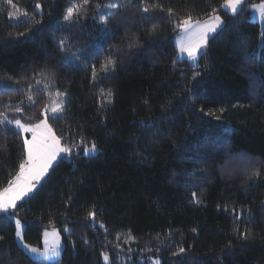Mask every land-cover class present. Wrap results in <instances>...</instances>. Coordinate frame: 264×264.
<instances>
[{
  "label": "trees",
  "instance_id": "1",
  "mask_svg": "<svg viewBox=\"0 0 264 264\" xmlns=\"http://www.w3.org/2000/svg\"><path fill=\"white\" fill-rule=\"evenodd\" d=\"M261 1L230 15L224 0H90L69 22L82 0H0V112L36 123L68 94L50 124L73 149L14 216L0 214V264H45L18 245L17 219L36 247L47 229L70 228L52 264H264V30L249 10ZM215 14L225 26L200 65L179 61L176 25ZM24 140L0 125V190Z\"/></svg>",
  "mask_w": 264,
  "mask_h": 264
},
{
  "label": "snow or ice",
  "instance_id": "2",
  "mask_svg": "<svg viewBox=\"0 0 264 264\" xmlns=\"http://www.w3.org/2000/svg\"><path fill=\"white\" fill-rule=\"evenodd\" d=\"M7 4L16 7L13 4V0H6ZM90 0H82V3H73L66 9L64 20L73 21L74 17L78 18L80 10L87 5ZM124 5L119 2H111L107 4L109 9H119ZM226 9L230 10L232 15H236L242 6L246 7V0H224V5ZM36 9H40L41 5L37 3L35 5ZM97 8L100 7L99 4L96 5ZM254 11L258 12L259 16L264 19V2L252 5ZM149 9L144 8L147 12ZM171 11V10H169ZM24 17H28L27 11L23 13ZM112 13L109 12L108 15H101L99 17L100 21L104 24L108 23V17ZM12 16V13H9ZM35 23H40L39 20H35ZM222 20L219 16H212L207 22L201 23L199 20L194 21L189 15L184 18L181 23L177 24V28L181 29V35L178 39L179 52L181 58L186 54L188 60H190L193 65L197 62L199 57L205 54L202 50L207 49L208 41L211 34H214L217 28L222 24ZM155 27V26H154ZM23 35V33H21ZM65 40L60 41L62 48L65 47ZM77 60L80 57L76 53H72ZM109 65L113 68L115 67V62L112 59L106 60L103 65V70L108 71ZM199 76V72L193 73V77ZM40 81H37L39 84ZM57 95H60L57 92ZM111 93L108 94V99L110 100ZM28 100L33 101L32 95H28ZM16 112H21L20 107H16ZM64 106L63 103L55 104L51 107L50 112L53 118H61L63 115ZM203 111V109H201ZM48 116L36 123H23L21 119L14 118L10 119L8 115L4 112H0V125H12L18 131L23 133H31V139L25 138L24 146L26 149V156L19 164V170L16 172L14 178L8 182L7 187L0 190V213L8 214L11 213L13 216L17 207L18 201L24 200L25 197L29 196L34 190L36 185L48 174V170L52 167L53 163L57 160L61 153H70L71 149L68 147H62L60 139L53 133L51 126L48 123ZM97 148L95 143L92 144L90 149H85L84 155H91L96 152ZM254 175H259V172H255ZM193 193V197H195ZM195 203H200L197 199ZM89 216L95 219L96 213L94 211H89ZM16 223V236L22 242V247L29 253L32 257L43 258L45 260L51 259L53 257L60 256V244L58 240V234L44 233V248L43 251L39 247H34L23 243V227L20 221L17 219ZM57 237L54 242H50L49 236ZM3 237L0 236V240ZM119 239V237H117ZM151 251V249H148ZM185 252L183 247L179 248L178 252L173 253L174 255H179ZM104 260L108 261L109 257L107 254L104 255ZM155 264H159L156 261Z\"/></svg>",
  "mask_w": 264,
  "mask_h": 264
},
{
  "label": "rangeland",
  "instance_id": "3",
  "mask_svg": "<svg viewBox=\"0 0 264 264\" xmlns=\"http://www.w3.org/2000/svg\"><path fill=\"white\" fill-rule=\"evenodd\" d=\"M249 0H246V4H247V2H248ZM262 2H264V0L263 1H261V2H259V3H262ZM259 3H254V4H251V5H249V10H250V13H251V20L252 21H254V22H257V23H259L260 25H261V28H262V30H264V19H262L260 16H259V14H258V12H256V11H254L253 10V8H252V5H255V4H259ZM242 8H243V6H242ZM242 8H241V10H242ZM241 10H239L238 11V13L241 11ZM221 11H223V12H227V13H229L230 15H232L231 14V12H230V10H228V9H226L224 6L223 7H221ZM237 13V14H238ZM236 14V15H237ZM212 16H219L220 18H221V20H222V24L220 25V27L219 28H217V30H216V32L214 33V34H211L210 35V38H209V41H208V44H209V42H210V40L211 39H213L222 29H223V27L225 26V21H224V18L222 17V15L221 14H215V15H212ZM212 16H210V17H208V18H206V19H202V20H199L201 23H204V22H207L208 20H210L211 19V17ZM180 35H181V29L179 30V32L177 33V35L175 36V45H176V47H177V49H178V54H177V59L179 60V61H187L191 66H193V67H198L199 65H200V60H201V57H202V55L199 57V59L197 60V62L195 63V65H193V63L190 61V60H188L187 59V57H186V54H185V56L183 57V58H181V54H180V52H179V46H178V39H179V37H180ZM207 48H208V46H207ZM206 50L207 49H205V50H202L204 53L206 52ZM68 94H61V95H55V96H53L51 99H50V101H49V104H48V106H46L45 107V111L43 112V119L45 118V116H48L49 117V119H48V123H49V125L51 126V124H50V120H53V119H57V118H53L52 116H51V112H50V109H51V107H53L54 106V102H55V104H59V103H63V106H64V111H63V115L62 116H64L65 115V113H67V111H68ZM24 123V122H23ZM51 128H52V126H51ZM17 130V129H16ZM18 131V130H17ZM52 131H53V133L55 134V132H54V130H53V128H52ZM25 138H27V139H31V133H23L22 131H19ZM56 135V134H55ZM57 136V135H56ZM58 137V136H57ZM60 143H61V146L62 147H67V146H65L64 144H62V142L60 141ZM92 146V145H91ZM91 146H88L87 147V149H90L91 148ZM96 148H97V151L96 152H94V153H92L91 155H84V156H87V157H91V156H95L98 152H99V148H98V146H96ZM86 149V148H85ZM85 149L83 150V153H84V151H85ZM73 151V149L71 150V152ZM70 152V153H71ZM70 153H61L59 156H58V158H57V160L53 163V165H52V167L48 170V174L36 185V187H35V190L29 195V196H27V197H25L24 198V200H21V201H18V203H17V207H18V205H20L22 202H24V201H26V200H28L30 197H32L35 193H36V191L38 190V188L42 185V183L46 180V178L48 177V175L51 173V171L54 169V167L57 165V163L64 157V156H66V157H69L70 156ZM234 163L232 164V165H235L236 163H239V164H241V166H245V165H247V164H250V163H248V161L246 160V159H236V160H234L233 161ZM16 207V208H17ZM0 214H4V213H0ZM20 221V223H21V225H22V227H23V237H24V229H25V224L21 221V220H19ZM64 230V231H63ZM63 230H61V229H59V228H55V227H53V228H50V229H47L45 232H48V233H53V232H55V233H57L58 234V240H59V244H60V256L59 257H53V258H51V259H47V260H45V259H43V258H36V257H32L29 253H27V251L22 247V242H21V240L19 239V238H17V236H16V241H17V243H18V245L32 258V259H34V260H37V261H41V262H43V263H45V264H52V263H56V262H59V260L61 259V257H62V254H63V251H64V247H65V241H64V236H63V232H65L66 234L69 232V230H70V228H65V229H63ZM44 232V233H45ZM44 239H45V237H44V234H43V239H42V246L41 247H39L42 251H43V248H44ZM48 239H49V241L50 242H54L56 239H57V237H54V236H49L48 237ZM23 243H26L25 242V239H23ZM27 244V243H26ZM29 245V244H28ZM32 246V245H31ZM34 247H36V246H34Z\"/></svg>",
  "mask_w": 264,
  "mask_h": 264
}]
</instances>
